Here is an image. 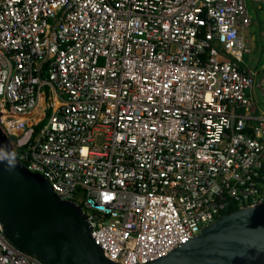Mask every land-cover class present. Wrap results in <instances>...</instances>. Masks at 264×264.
<instances>
[{
  "label": "built area",
  "instance_id": "built-area-1",
  "mask_svg": "<svg viewBox=\"0 0 264 264\" xmlns=\"http://www.w3.org/2000/svg\"><path fill=\"white\" fill-rule=\"evenodd\" d=\"M252 22L247 0H0V126L111 260H157L263 201ZM0 264L42 262L0 224Z\"/></svg>",
  "mask_w": 264,
  "mask_h": 264
},
{
  "label": "water",
  "instance_id": "water-1",
  "mask_svg": "<svg viewBox=\"0 0 264 264\" xmlns=\"http://www.w3.org/2000/svg\"><path fill=\"white\" fill-rule=\"evenodd\" d=\"M0 224L8 240L42 264H119L95 242L83 207L60 199L30 170L1 126ZM144 264H264V192L259 205L222 214L167 256Z\"/></svg>",
  "mask_w": 264,
  "mask_h": 264
},
{
  "label": "rangeland",
  "instance_id": "rangeland-1",
  "mask_svg": "<svg viewBox=\"0 0 264 264\" xmlns=\"http://www.w3.org/2000/svg\"><path fill=\"white\" fill-rule=\"evenodd\" d=\"M248 8L252 17V24L244 31L245 37L249 36L250 53L244 54L243 67H250L253 71H261L264 64V8L255 0H247ZM227 58V57H226ZM258 80V76L255 77ZM259 88L254 89L255 102L258 103L261 110H264V98ZM257 105V104H256ZM257 108V107H256ZM42 126V125H41ZM82 195H77L81 199Z\"/></svg>",
  "mask_w": 264,
  "mask_h": 264
},
{
  "label": "trees",
  "instance_id": "trees-1",
  "mask_svg": "<svg viewBox=\"0 0 264 264\" xmlns=\"http://www.w3.org/2000/svg\"><path fill=\"white\" fill-rule=\"evenodd\" d=\"M238 208H239L238 205H233V204H231V205H229V207H227V208L225 209L224 213H230V212H233V211L237 210Z\"/></svg>",
  "mask_w": 264,
  "mask_h": 264
},
{
  "label": "crops",
  "instance_id": "crops-1",
  "mask_svg": "<svg viewBox=\"0 0 264 264\" xmlns=\"http://www.w3.org/2000/svg\"><path fill=\"white\" fill-rule=\"evenodd\" d=\"M247 37L249 38V36H247ZM261 95H262V93H261ZM262 96H263V95H262ZM253 97H254V105H253V108H252V113H256L257 111H260L261 109H260L258 103L255 102V96H254V93H253ZM263 98H264V96H263ZM256 104H257V105H256ZM256 107H257V108H256Z\"/></svg>",
  "mask_w": 264,
  "mask_h": 264
},
{
  "label": "clouds",
  "instance_id": "clouds-1",
  "mask_svg": "<svg viewBox=\"0 0 264 264\" xmlns=\"http://www.w3.org/2000/svg\"><path fill=\"white\" fill-rule=\"evenodd\" d=\"M9 137V136H8ZM10 138V137H9ZM11 140V139H10ZM11 142H12V140H11ZM12 144H13V142H12ZM13 146H14V144H13ZM16 151V150H15ZM263 192H264V190H263ZM239 209V208H238ZM223 214H225V213H223Z\"/></svg>",
  "mask_w": 264,
  "mask_h": 264
}]
</instances>
